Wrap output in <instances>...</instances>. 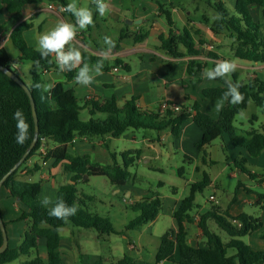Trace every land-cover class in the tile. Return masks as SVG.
Returning <instances> with one entry per match:
<instances>
[{
  "label": "trees",
  "instance_id": "trees-1",
  "mask_svg": "<svg viewBox=\"0 0 264 264\" xmlns=\"http://www.w3.org/2000/svg\"><path fill=\"white\" fill-rule=\"evenodd\" d=\"M43 2L66 6L67 0H0V12L7 14L14 20H19L24 8L27 5H40ZM213 9L215 19L210 24L214 33L226 32L234 40V57L257 64H264V33L261 26L254 22L249 7L257 5L262 8L264 17V0H236L234 14L229 13L221 0H206ZM159 13L164 17L170 27L168 35H160L159 49L172 58H182L186 55L196 56L199 51L195 49L194 35L197 33L190 28H184L180 34L174 33L172 19V5L156 0ZM66 17H72L68 12ZM32 27L30 22H22L10 34L13 46L18 50V61H30L35 66L39 61L38 68L50 70L58 68L55 57L49 56L42 59L37 49L29 47L25 41L24 33ZM128 33H121L119 41L124 40ZM148 37L147 31H141L132 35V42L138 43ZM186 48V53L180 51L179 47ZM83 60L89 59L97 62L99 59L87 56L82 53ZM212 56V55H211ZM215 57V56H214ZM11 57L6 48L0 47V65L14 71L10 66ZM215 66V65H214ZM204 65L195 60H190L187 66V73L195 77L202 72ZM108 70V68H104ZM17 75V74H16ZM28 88L35 102V109L38 118V138L34 147L29 151L23 163L6 179L2 188L7 189L12 198L16 199L23 207L20 220L27 223V229L17 248L7 249L0 254V264H9L19 260L21 256L31 257L36 252L39 242L44 240L47 250L46 260L35 256L21 264H65V255L60 252L62 237L59 230L67 225L83 229H93L99 235L109 236L117 234L111 221L103 218L86 208L85 199L78 194L77 183L85 181L91 176H102L114 187H121L131 181L132 174L129 168L136 165L140 160V150H128L120 154L122 165L116 160V155L111 154L113 163L110 165H99L92 163L90 157L72 156L65 151L54 155L55 164H62L65 172L71 174V182L61 186L56 197H62L68 205L75 204L78 211L74 216L68 218L67 223L62 220L50 217L48 209L41 205L36 191L37 183L16 180L15 176L19 168L35 155L42 156L41 147L45 141L58 145L72 144L76 139H91L94 137L121 138L126 132L132 130H150L157 134L169 130L176 138L179 136L182 125L192 118L193 122L202 132V137L195 143L196 149L201 153L202 160L208 158L207 147L217 140L227 136L231 143L245 151L248 158H258L264 152V133L251 130L245 135H239L234 126L235 117L246 110L249 103L253 102L264 113V81L252 79L242 85L240 92L244 95V102L232 105L226 101V105L219 110V116L214 119L211 115L200 110L198 102H193L191 110L187 107H180V111L166 110L163 114L141 110L137 106V98L132 97L119 104L115 98L93 100L89 98L81 106L72 89H67L63 84H56L49 92H42L37 89V83L43 84L42 79L33 69ZM200 81L201 79H197ZM218 80V79H217ZM226 86L204 89L202 96L205 99L221 100ZM45 100H41V96ZM189 101L188 95L185 97ZM89 109V120L83 121L80 113ZM17 109H22L28 123L30 124V139L23 145L16 143V122L13 114ZM97 114H103L104 119L96 118ZM255 120V117H252ZM35 138V123L31 103L26 92L5 73L0 71V181L18 164L29 150ZM225 149V147H224ZM51 157L47 152L43 159ZM248 159L245 156L236 158L233 165L240 172L247 174L251 179L264 178V174L257 176L251 173L246 165ZM183 168L178 169V174L183 175ZM211 184L209 175L204 172L200 182L190 186V195L177 205L172 213L176 229L171 230L160 238L154 263L135 259L124 255L116 264H159L167 261L173 264H264V251L254 250L243 238L261 229L260 218L242 213L232 216L228 211L221 212L219 206L213 205L210 210L200 215L198 227L202 232L204 243L200 246H192L188 243L187 225L193 222L192 210L195 208V192H200ZM241 186L238 183L237 189ZM248 190V189H247ZM264 199V194L261 197ZM130 208L137 213V216L126 226V230L141 227L144 224L153 222L161 213L163 203L158 195L149 199L136 201ZM0 216L2 218L1 210ZM3 220V218H2ZM214 221L216 226L224 231L229 240L223 242L210 226ZM5 228L6 223L3 221ZM264 239V232L261 234ZM3 243V236L0 229V247ZM232 250V253L228 251ZM178 259H175V254ZM82 264H104L100 256L81 255Z\"/></svg>",
  "mask_w": 264,
  "mask_h": 264
},
{
  "label": "crops",
  "instance_id": "crops-1",
  "mask_svg": "<svg viewBox=\"0 0 264 264\" xmlns=\"http://www.w3.org/2000/svg\"><path fill=\"white\" fill-rule=\"evenodd\" d=\"M158 1L172 5L171 12L175 34H180L184 28H190L197 32L194 35V43L195 49L200 53L199 55H186L182 58H172L159 49V36H167L170 27L166 21H163L164 17L158 11L156 0H132L131 2L125 0H106L109 4V12L107 15L113 19L115 33L117 35V39H112L115 42V47L112 49L111 55L107 59L102 58V50L108 47L104 42V38L109 35L105 33L97 21L99 13L97 11L93 12L92 9L94 23L89 25L86 29L78 28L76 38L73 42V46L79 48L84 55L96 57L99 60L103 59V74L96 76L94 82L90 86H81L74 80L79 70L78 68L63 72H61L59 68L50 70L41 69L43 84H51L53 87L58 83L63 84L64 87L65 84H67V89H72L78 100L82 101V104L80 103L81 106H83L89 98L93 100L115 98L119 104H122L125 100L135 97L137 98V106L141 110L163 114L165 112L161 109L163 102H169L179 107H187L189 111L191 110L192 103L198 102L202 112L217 119L219 116V111L216 112L215 107L217 102H214L215 99L203 98L202 91L204 89L223 87L226 86V83L224 79L209 81L203 78L202 72L205 68H212L217 62L222 60H232L237 64L236 71L230 76L233 83L239 82L241 85H244L252 79L264 81V64H257L235 58L233 52L234 40L231 36L226 32L214 33L211 31L210 24L216 16L206 0ZM67 2L70 3L68 0ZM221 2L225 5L226 9V4L229 3V7L232 9V12L229 13L234 14L236 0H221ZM43 3L40 5H27L18 21L0 12V47L6 48L11 57V62L16 66H19L21 62L17 60L19 52L13 46L10 40V34L20 23L30 22L32 24V27L24 33V38L27 45L34 49H37L38 37L56 23L61 21L75 23L74 16L66 17V13H61L58 10L52 11L49 9V3L47 6ZM93 6L95 8L94 4ZM249 10L254 22L261 26L264 33L262 8L257 5H251ZM41 13H46L49 17L36 26L35 19ZM93 26H96L99 30L98 34H93ZM141 31H147L148 37L144 41L134 44L131 40L132 35L140 33ZM121 33H128L131 36H127L124 40L119 41ZM179 49L183 53L187 51L183 46H180ZM224 51H230L232 57H225ZM190 60H195L204 65L202 72H199L195 77L187 73V66ZM83 63L94 65L97 62L86 59L82 61L81 66H83ZM33 66L37 67L34 64ZM105 67L108 68V70L104 69ZM115 68H117L116 71L114 70ZM239 70L243 71L242 77L238 73ZM199 78L201 79L200 81L197 80ZM186 95H188L189 101L185 100ZM84 110L89 114V109L86 108ZM95 117L100 119L105 118L103 114H97ZM154 134L155 137L152 135L143 139V141L147 143V152H144L143 149H125L121 152L140 150L141 157L137 164L144 161L149 163L151 159H155L160 155L155 148V141L166 147V141L168 138H171L173 148L177 147L185 151L186 146H195V143L202 137L201 130L193 122L192 118L182 125L180 134L176 138L171 135L169 130L161 132L160 134L154 132ZM123 136H126V139L132 142L137 141L133 131H128V133L126 132ZM123 136L121 138H123ZM113 139L114 138L109 136L94 137L89 140L76 139L69 145H58L45 141L41 149H44V152H51V157L46 160H43V157L39 155L31 157L19 168L15 179L39 184L36 191L37 196H52L48 193V190L52 189L56 191V197L59 188L64 184L56 189L54 188V184H59L60 178H62L63 183H66L68 180L70 183L71 174L64 171L61 163L55 164L54 155L60 151H65L72 156L87 155L90 157L92 163L102 166L110 165L113 163L111 157L112 153L116 155V160L118 159V153L112 149L111 140ZM222 142V147H225V149L229 148L233 151V161L239 156H245L248 159L246 167L251 173L257 176L264 174V152L258 158H248L245 151L235 147L227 136L222 138ZM185 153L186 157H188L187 152ZM189 157L193 158L197 157V155L192 156L191 154ZM188 160H190V158H188ZM117 162L119 164L121 163L119 160H117ZM254 168L260 169L261 173L252 170ZM239 173L241 176L239 181L241 186L236 190L234 197L227 196L224 206L217 205L216 203L215 205L219 206L221 212L228 211L232 216H237L242 213L248 214L244 211V207L247 204L250 206L257 205L259 211L256 215L252 216L260 218L262 223L261 229L246 236L244 239L254 250L264 251V239L261 238V234L264 232V199L261 198L264 194V178L253 180L247 174L240 171ZM36 176H38V180H35ZM232 176L235 177L236 173L233 172ZM247 180L253 181L254 186L260 188L261 191L256 192L254 189L244 184ZM105 182L108 181L106 180ZM210 185H212V182ZM115 188L116 190L114 193H119L121 190L120 188H123V193L127 198L126 204L131 205L134 203L131 202V199L134 195L135 188L130 186V182L124 186ZM214 201L215 197H213L211 202ZM178 203L179 202H175L173 207L166 209L167 214L171 211L169 215L172 219V213L176 209ZM0 210L3 221L6 223L8 246L10 248H17L19 245L18 239L25 229L23 225H26L24 220H20L23 207L16 199L12 198L9 191L4 188L0 190ZM209 210L210 208L206 209L199 206V211L193 216V222L187 225L188 243L190 245H203L204 239L198 227V223L200 215ZM210 223H212V221ZM175 229L176 224L172 230ZM11 239H14L13 243H11ZM70 244V240L62 238L60 252L65 255V258L68 257L73 264H77L78 259L76 253H74L75 251ZM127 250L128 253L124 255L146 261L144 260V250H138L137 247L132 244H128ZM129 252H135V254L131 255ZM81 255L84 254L79 252V258H81ZM35 256H39L41 259L46 260L47 250L44 240L39 242L37 251L34 252L31 257L27 258V260ZM74 260L76 262H74Z\"/></svg>",
  "mask_w": 264,
  "mask_h": 264
},
{
  "label": "rangeland",
  "instance_id": "rangeland-1",
  "mask_svg": "<svg viewBox=\"0 0 264 264\" xmlns=\"http://www.w3.org/2000/svg\"><path fill=\"white\" fill-rule=\"evenodd\" d=\"M68 1L71 2V0ZM125 1L131 2L132 0ZM43 4L47 6L48 2H44ZM77 4L78 6L89 7L93 12H96L92 0H77ZM226 5L229 12H232L229 3ZM48 17L49 15L46 13L39 14L35 19L36 26ZM97 21L105 33L112 39H117L115 24L112 18L108 17L107 14L104 16L99 15ZM163 21L165 22L164 19ZM56 24L47 31L54 28ZM92 32L93 34H98L99 30L96 26H93ZM224 56L228 58L232 57V53L230 51H224ZM20 62L19 66L14 65L12 62L10 66H12L16 74L23 79L26 85H29L32 77L30 72L33 69L37 72L38 76L42 78V70L38 67H34L32 62L26 60ZM238 73L242 77L243 71L239 70ZM65 88H68L67 84H65ZM218 101L219 100H215L214 102ZM80 103L82 104V101L79 100V104ZM223 103L225 106L226 102L223 101ZM216 112L218 111L216 110ZM253 116L255 120H252ZM80 118L83 121H87L90 116L87 111L83 110L80 113ZM234 126L238 130L239 135H245L246 132L251 130L264 133V113L253 102H250L247 109L235 117ZM133 132L137 138L136 142L126 139V136L118 140H111L112 149L118 153L117 160L121 162V165V151L125 149H143L144 152H147V143L143 141V139L152 135L155 137L154 132L150 130H134ZM222 144V139L218 138L211 146L207 147L208 158L203 162L201 153H199L194 145H191V147L186 146L184 151L177 147L173 148L171 138H168L166 141V147L155 141V148L160 155L155 159H151L149 163L144 161L129 168L132 174L130 186L135 188L131 202L149 199L158 195L162 200L163 208L154 222H149L136 229L126 230V226L137 216V213L130 208V205L125 203L127 198L123 193V188H120L121 190L119 193H114L116 188L109 182H105L106 180L102 176H91L87 181H85L87 178L85 177L84 181L77 183L76 188L78 194L89 198L84 200L86 208L103 218L109 219L118 232L117 234L105 235L102 236V238H98L99 234L93 229L78 228L70 224L61 228L59 233L65 240H70V245L75 251L74 253H76L78 259L77 264H82L81 258L78 256L79 252L84 255L101 256L104 264H116L124 254L128 253V244L136 246L138 250H144V260L149 263H154L155 254L160 244V238L162 235L172 230L175 225V221L169 215L171 211L167 214L166 209L173 207L175 202L180 203L181 200L188 197L190 195V186L193 183L202 181L203 172L209 175L212 185L206 187L202 193L195 192L196 206L191 213L195 216V213L199 211V206L206 209H209L211 206L215 205V203L224 206L227 196L234 197L241 176L239 170L233 165V151L229 148L224 149ZM185 152H187L188 157H186ZM46 153L47 151L44 152V154L41 152L42 157H44ZM191 154L192 156L197 155V157H189ZM240 157L242 156L237 158ZM188 158H190V160H188ZM179 168H183L184 172L182 176L178 175ZM252 170L261 173L260 169L254 168ZM233 172L236 173L235 177L232 176ZM35 180H38V176L35 177ZM67 183H69V180L63 183L62 178H60L59 184H54V188H59L60 185H65ZM244 184L254 189L256 192L261 191L260 188L254 186L253 181L247 180ZM48 193L55 197L56 191L51 189L48 190ZM212 196L215 197L214 202L210 200ZM37 197L39 201H41L42 197ZM244 211L248 214L256 215L259 211V207L257 205L250 206L247 204L244 207ZM25 224L26 225H23L25 229L18 239L19 243L17 242L19 245L27 229L26 221ZM210 225L211 229L220 236L223 242L229 240L228 235L220 230L214 221H212ZM11 240V243H13L14 239ZM243 240L245 241L244 238ZM228 252L232 253L233 251L229 250ZM33 253L34 251L32 255ZM129 253L131 255L135 254V252ZM27 258L29 257L21 256L19 260L15 262L16 264H21L27 260ZM175 259H178L177 253L175 254ZM74 262L76 261L74 260ZM65 263L73 264L68 257L65 258ZM164 264L173 263L164 262Z\"/></svg>",
  "mask_w": 264,
  "mask_h": 264
},
{
  "label": "clouds",
  "instance_id": "clouds-1",
  "mask_svg": "<svg viewBox=\"0 0 264 264\" xmlns=\"http://www.w3.org/2000/svg\"><path fill=\"white\" fill-rule=\"evenodd\" d=\"M96 11L100 16H104L109 12V4L106 0H92ZM62 11L70 13L75 18V23H68L61 21L51 30L41 34L37 39V51L40 53L42 59H48L49 56H54L56 64L61 72L72 71L79 69L74 80L81 86H90L96 76L103 74V59H107L115 47V42L111 37L105 36L104 42L108 47L102 50V60H98L96 64L89 65L83 63L82 52L79 48L73 46V42L77 35V29H86L89 25L94 23L93 12L91 8L78 6L77 0H71ZM39 61H36L37 67ZM237 69V64L232 60H222L217 62L212 68H205L202 72L203 78L214 81L217 79H224L227 90L223 97L215 105L216 110L222 109L223 101H228L232 105H238L244 102V95L240 92L241 84L239 82L233 83L230 76ZM35 87L42 92H49L52 89L51 84L37 83ZM45 96H41V100H45ZM13 120L16 122V143L23 145L30 139V124L25 117L22 109H17L13 114ZM41 205L48 208V215L50 217L59 219L67 223L68 218L74 216L78 207L68 205L62 197H53L44 195L40 201ZM12 264H16L15 261ZM161 264H164L162 261Z\"/></svg>",
  "mask_w": 264,
  "mask_h": 264
},
{
  "label": "water",
  "instance_id": "water-1",
  "mask_svg": "<svg viewBox=\"0 0 264 264\" xmlns=\"http://www.w3.org/2000/svg\"><path fill=\"white\" fill-rule=\"evenodd\" d=\"M0 71H2L3 73H5L9 78H11L15 83H17L28 95L30 103H31V108H32V113H33V118H34V123H35V138L34 141L32 143V145L30 146L29 150L27 151V153L24 155V157L21 159V161L16 164L0 181V190L2 188L3 183L6 181V179L23 163V161L25 160L26 156L28 155L29 151L34 147L37 138H38V118H37V113H36V109H35V102L34 99L32 97V94L28 88V86L26 85V83L23 81V79H21L18 75H16L14 73L13 70L7 68V67H3L0 65ZM85 178V177H84ZM0 229L2 232V236H3V243L2 246L0 247V254L3 253L7 247H8V237H7V232H6V228L5 225L3 223V220L0 216Z\"/></svg>",
  "mask_w": 264,
  "mask_h": 264
},
{
  "label": "built area",
  "instance_id": "built-area-1",
  "mask_svg": "<svg viewBox=\"0 0 264 264\" xmlns=\"http://www.w3.org/2000/svg\"><path fill=\"white\" fill-rule=\"evenodd\" d=\"M63 8H64V6L58 5V4H50L49 5V9L50 10H52V11L58 10L61 13H65V11H62ZM114 70L116 71L117 68H115ZM161 109L163 111H166V110H171V111H174V112L180 111V107L178 105L170 104L169 102H163L162 105H161ZM40 152H42L44 154V149H41ZM211 200H213V197H211Z\"/></svg>",
  "mask_w": 264,
  "mask_h": 264
}]
</instances>
